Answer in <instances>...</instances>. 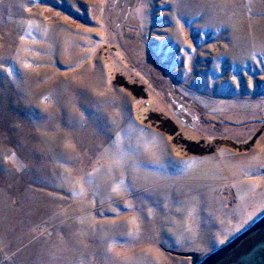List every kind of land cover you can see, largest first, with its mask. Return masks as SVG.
Instances as JSON below:
<instances>
[{
	"label": "rangeland",
	"instance_id": "374dc122",
	"mask_svg": "<svg viewBox=\"0 0 264 264\" xmlns=\"http://www.w3.org/2000/svg\"><path fill=\"white\" fill-rule=\"evenodd\" d=\"M264 214V0H0V264H197Z\"/></svg>",
	"mask_w": 264,
	"mask_h": 264
},
{
	"label": "water",
	"instance_id": "95a60500",
	"mask_svg": "<svg viewBox=\"0 0 264 264\" xmlns=\"http://www.w3.org/2000/svg\"><path fill=\"white\" fill-rule=\"evenodd\" d=\"M197 264H264V214Z\"/></svg>",
	"mask_w": 264,
	"mask_h": 264
},
{
	"label": "bare ground",
	"instance_id": "6f19581e",
	"mask_svg": "<svg viewBox=\"0 0 264 264\" xmlns=\"http://www.w3.org/2000/svg\"><path fill=\"white\" fill-rule=\"evenodd\" d=\"M251 224H252V223H250V224H249V225H247L246 227H249ZM246 227H245V228H246ZM245 228H244V229H245ZM238 233H239V232H238ZM235 235H236V234H235Z\"/></svg>",
	"mask_w": 264,
	"mask_h": 264
}]
</instances>
